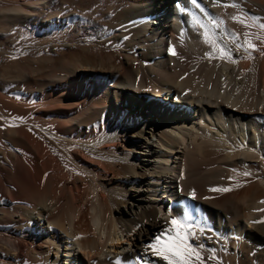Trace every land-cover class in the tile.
<instances>
[{
  "label": "bare ground",
  "instance_id": "obj_1",
  "mask_svg": "<svg viewBox=\"0 0 264 264\" xmlns=\"http://www.w3.org/2000/svg\"><path fill=\"white\" fill-rule=\"evenodd\" d=\"M199 2L0 0V264H264V0Z\"/></svg>",
  "mask_w": 264,
  "mask_h": 264
},
{
  "label": "snow or ice",
  "instance_id": "obj_2",
  "mask_svg": "<svg viewBox=\"0 0 264 264\" xmlns=\"http://www.w3.org/2000/svg\"><path fill=\"white\" fill-rule=\"evenodd\" d=\"M191 2L196 5V7L199 8L202 13H205V15H207L205 9L200 7L199 0H191ZM213 2H216V0H213ZM232 6L235 7L236 5L233 4ZM233 19H236V17H233ZM241 23H243V21H241ZM219 26L220 25L217 24V27ZM261 27L264 28V24H262ZM249 46L254 47V45ZM237 47L240 48L243 47V45H237ZM220 51L222 54L224 53L223 49H221ZM230 52L231 50H229L228 54H230ZM172 54L175 55L176 53L173 51ZM214 54V52L210 53L209 56L211 57ZM213 190L228 191L227 188ZM188 220V216H185L184 221L172 219L170 222L172 228L167 229L169 236L175 229H187L188 225L185 222ZM147 249L151 250L156 256L162 258L167 262V264H189V260L193 258V253L196 252V248L192 245H188L184 240L183 235L179 231L176 232V236L172 238L171 241H166L163 234L161 236L155 237V243L149 242ZM135 264H143V258L138 257L135 261Z\"/></svg>",
  "mask_w": 264,
  "mask_h": 264
},
{
  "label": "rangeland",
  "instance_id": "obj_3",
  "mask_svg": "<svg viewBox=\"0 0 264 264\" xmlns=\"http://www.w3.org/2000/svg\"><path fill=\"white\" fill-rule=\"evenodd\" d=\"M210 229V228H209ZM214 229V228H213ZM211 230V229H210ZM212 232L214 231L215 232V229L214 230H211ZM216 233V232H215ZM217 234V233H216ZM256 256H254L253 259L250 260V262H248L247 264H260L261 262L257 261V258H255ZM256 259V260H255ZM214 261H217L216 258H213ZM231 264V263H230ZM262 264V263H261Z\"/></svg>",
  "mask_w": 264,
  "mask_h": 264
}]
</instances>
